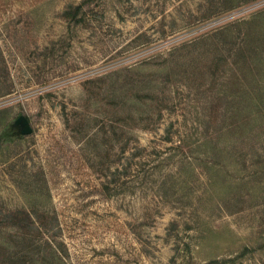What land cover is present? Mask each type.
<instances>
[{
    "label": "rangeland",
    "instance_id": "374dc122",
    "mask_svg": "<svg viewBox=\"0 0 264 264\" xmlns=\"http://www.w3.org/2000/svg\"><path fill=\"white\" fill-rule=\"evenodd\" d=\"M0 264H264V0H0Z\"/></svg>",
    "mask_w": 264,
    "mask_h": 264
},
{
    "label": "water",
    "instance_id": "95a60500",
    "mask_svg": "<svg viewBox=\"0 0 264 264\" xmlns=\"http://www.w3.org/2000/svg\"><path fill=\"white\" fill-rule=\"evenodd\" d=\"M16 125L23 127L21 130L22 135H28L32 132V128L30 126L29 120L24 116H20L17 119Z\"/></svg>",
    "mask_w": 264,
    "mask_h": 264
}]
</instances>
